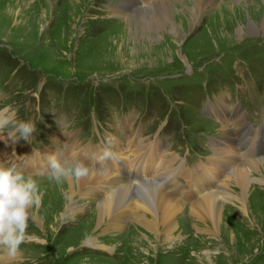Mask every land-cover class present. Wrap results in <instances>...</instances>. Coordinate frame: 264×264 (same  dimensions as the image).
Listing matches in <instances>:
<instances>
[{
  "label": "rangeland",
  "instance_id": "obj_1",
  "mask_svg": "<svg viewBox=\"0 0 264 264\" xmlns=\"http://www.w3.org/2000/svg\"><path fill=\"white\" fill-rule=\"evenodd\" d=\"M132 1L0 0V109L10 106L17 119L36 125L29 142L2 140L11 154L6 160L0 157L2 163L24 164L26 159L16 158L21 151L22 156L36 161L24 147L44 153L41 161L31 164H44L56 153V146L60 157L66 158L71 144L76 151L94 146L119 154L114 144L124 145L129 134H134L132 138L161 145L177 157L172 172L183 164L196 169L213 157V147L221 144L223 136L235 134L236 138L238 133L234 126L225 132V121L207 116V98L225 104L224 116L227 102L240 105L235 108L242 110L244 121L258 130L257 137L244 130L235 141V147L246 156L250 139L264 140V33L247 31L252 22L257 28L262 25L263 1H243V8L235 2L234 8L229 0H217L192 28L180 25L181 38L168 29L148 38L139 32L136 22L114 16L115 7ZM179 7L184 13L182 5ZM239 27L244 31L241 38L237 37ZM247 105L250 112L244 110ZM122 122L123 131L119 129ZM97 165L96 171H100L105 164ZM167 167L161 165L164 172L158 168L153 180L162 179L165 184L174 180ZM25 168L30 169L24 170L26 174L45 171L39 165ZM175 179L184 191H191L185 190L184 177ZM252 184L251 199L254 205L255 197L262 201L258 206L264 216V186ZM181 199L190 202L189 197ZM89 211L76 220L65 219L56 232L48 222L42 232L30 220L19 258L0 260V264H264V221L258 218L262 229L237 223L241 232L233 229L232 239L228 236L227 241L223 234L214 238L211 227L192 220L190 214H179L180 231L168 244L151 236L146 244L144 230L134 229L135 221L130 219L116 232L91 234L104 250L82 246L79 241L90 234L82 227L90 220ZM220 239L227 250L220 249Z\"/></svg>",
  "mask_w": 264,
  "mask_h": 264
},
{
  "label": "bare ground",
  "instance_id": "obj_2",
  "mask_svg": "<svg viewBox=\"0 0 264 264\" xmlns=\"http://www.w3.org/2000/svg\"><path fill=\"white\" fill-rule=\"evenodd\" d=\"M229 1H231L234 8L236 6L235 2H238L239 8H243V1L248 3L250 0ZM262 1L264 3V0ZM215 2L217 0H155L154 2L153 0H133L131 3L122 2L113 11L116 18H123L130 21V23L136 22L139 32L148 38L149 36H158L165 29H168L174 37L181 38L183 32L179 31V29L181 27L182 29L185 27L192 28L193 24H197L200 17L208 11V5ZM178 4L182 5L185 10L184 13L179 12L180 7ZM150 5L151 7L146 11L139 9ZM219 9L221 10V6H219ZM150 28L153 29L150 30ZM247 31L250 34H260V31L261 34L264 33V18L259 28L252 22L247 27ZM243 32L242 28L239 27L237 37L241 38ZM227 103V116L223 115V106L225 104L220 102L211 111L215 117L220 118L219 120L225 121L222 124L225 132L230 126L238 127L236 138L234 137L235 134L223 136L221 144H216L213 147V157L208 159L206 164L201 165V167L189 169L181 163L183 165H179V167L183 171H178L180 173L175 172L176 176L181 175L186 179L191 191H184L182 184L172 181L171 185L176 186L174 195L172 191H169L171 185L169 187L164 186L162 180H153L161 164H168L171 170L172 164H175L179 159L169 154L165 147L161 145L156 143L144 144L143 141H138L136 137L132 138L134 134H129L131 137H127L126 144L121 145L118 141L114 144L121 152L119 154L113 152L111 148L94 146L76 151L74 144H71L64 154L65 157H75L84 161L90 167L89 176L81 180L65 179L57 183L49 180L46 176L33 175L42 195V203L31 220L39 225L42 232H45L46 222L56 232L65 219L76 220L90 209V215L88 216L90 220L87 219V222L82 226L88 228L90 234L86 236L85 233L83 237H86L78 240L82 241V246L104 250L106 247L100 245L95 235L91 234L98 231L104 233L107 231L116 232V230L123 229L125 221L129 222L130 219L135 221L134 229L142 228L144 230L146 244H149L151 237L165 244L176 240V233L180 231L176 220L179 214H190L192 220L195 219L203 226L211 227L213 237L217 238V240L221 234L226 235L227 241L232 239L231 233H233V229L241 232V229L237 228L240 227L237 226L238 224L248 223L252 229H262L263 225L258 224L256 220L258 218L264 221L263 213L258 206L259 203L263 204L261 200L255 197L254 199L257 201L254 205L255 202L251 199L253 192L251 193L250 186L253 182L261 184V187L264 186V157H262L264 156V147L257 145V142L253 139L249 140L248 146L250 149L248 148V153H246L248 156L241 152V148L237 149L235 147V141H237L242 131L253 132V135L257 137L258 130L252 129L247 125L241 111L238 108L230 107V103ZM231 122L233 124H230ZM244 137L243 139H245ZM66 141L65 143H67ZM262 143H264V140ZM2 146L6 147L3 148ZM256 147L260 150L257 153H255ZM58 148V146L55 147L56 153L54 154L57 158H61L59 153H57ZM105 149L110 150L112 156L102 163L97 162V157ZM4 151L7 152L3 153ZM24 151H28V156L36 160H29L22 156V151L19 152L21 156L16 158L20 160L26 159L27 161L24 163L26 167L30 168L38 165L47 167L49 157H47V161L44 164H31L41 161L44 155L43 152L37 153L26 147H24ZM10 155L8 145L3 144L2 140H0V156ZM167 156H172V159L168 160ZM97 164L105 165H102L104 167L100 171H96L99 169L95 168ZM163 169L160 170L164 172ZM159 177L161 176L159 175ZM223 178L225 179L223 180ZM182 195L190 197L192 201L184 203L181 199ZM99 197H104L105 199L101 200ZM231 215H233V218H228ZM44 216L45 218L47 216V218L44 219ZM225 217L227 218L226 221ZM42 219H44V223ZM234 219L236 220L234 221ZM241 219H244V221H241ZM196 230L198 232L203 231L198 227H196ZM208 232L211 234V231ZM228 236H230V239L227 238ZM212 243L214 244V242ZM217 244L220 245V249L223 246L224 250L228 248V245H223L222 239ZM18 258L19 256L15 259ZM15 259H9L0 254L1 261L9 262Z\"/></svg>",
  "mask_w": 264,
  "mask_h": 264
},
{
  "label": "clouds",
  "instance_id": "obj_3",
  "mask_svg": "<svg viewBox=\"0 0 264 264\" xmlns=\"http://www.w3.org/2000/svg\"><path fill=\"white\" fill-rule=\"evenodd\" d=\"M35 131L36 125L17 119L10 106L0 109V140L29 142ZM111 156V151L105 149L97 162L102 163ZM89 173L90 167L84 161L75 157L57 158L53 154L48 158L45 171L38 175L60 183L65 179H84ZM41 203L42 195L33 174H26L15 163L0 162V252L7 258L15 259L19 255L21 245L28 239L29 221Z\"/></svg>",
  "mask_w": 264,
  "mask_h": 264
}]
</instances>
